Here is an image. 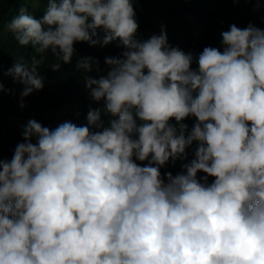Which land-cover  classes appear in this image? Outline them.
Here are the masks:
<instances>
[{"label": "clouds", "instance_id": "clouds-1", "mask_svg": "<svg viewBox=\"0 0 264 264\" xmlns=\"http://www.w3.org/2000/svg\"><path fill=\"white\" fill-rule=\"evenodd\" d=\"M8 29L51 51L55 72L75 42L119 40L124 51L106 58V76L85 77L117 117L108 126L100 109L84 126L30 119L12 159H0V264H264V30L231 25L223 51L205 47L193 69V53L170 47L163 29L137 38L133 0H47L42 19L22 7ZM42 62L9 70L22 98L44 87ZM76 67L92 71V58ZM194 142L184 171L162 176Z\"/></svg>", "mask_w": 264, "mask_h": 264}, {"label": "trees", "instance_id": "trees-1", "mask_svg": "<svg viewBox=\"0 0 264 264\" xmlns=\"http://www.w3.org/2000/svg\"><path fill=\"white\" fill-rule=\"evenodd\" d=\"M170 0H133L135 10V20L138 23L137 38L146 40L152 35H159L162 29L167 34L170 47L178 48L185 53L203 51L205 47H215L220 49L222 46L221 33L231 22H236L237 14L242 9L238 6V0H176L174 6L169 10L165 20L157 18L168 7ZM26 8L33 18L40 20L45 14L47 0H40L38 8H33L26 0H0V84L3 90L0 91V102L5 100L16 85V80L9 75V70L18 62L29 63L31 44L21 46L15 40L14 34L9 31V22L19 14L20 8ZM243 28L249 24L264 30V0H250L249 5L244 8ZM200 26L202 33L196 38V26ZM97 37L102 41L105 32L97 30ZM74 55L68 64L61 63V68L55 72L50 67L57 63V59L51 51L44 54H37L36 59L43 62L37 66V72L44 77V87L36 92L52 94L55 99L54 106H68L74 100L77 104L72 109L70 117L65 118L61 115H54L50 119L42 122L44 127L54 130L65 122H71L77 126L87 125V114L89 110L100 109L101 120L105 126L111 119H116L104 111V101H94L90 96V91L85 86V77L99 78L106 76L110 67L105 63L106 58L121 57L124 48L120 46L119 40H114L107 45L100 43L91 45L88 42H75ZM92 58V71L86 72L77 69L76 65L82 58ZM193 69L198 67L191 66ZM147 70L145 69V74ZM11 112L0 110V159L10 161L14 155L18 144L23 143L22 134L18 133L10 123ZM197 122L195 117L185 118L183 121L188 127L192 128ZM172 124L176 121L172 119ZM98 131L99 129H92ZM35 137L32 143H36ZM196 147V143L194 142ZM149 160L135 161L140 166L149 164ZM172 161L160 168L162 172L165 167H171ZM206 174L200 172L198 179ZM214 177H208L207 182L211 184Z\"/></svg>", "mask_w": 264, "mask_h": 264}, {"label": "rangeland", "instance_id": "rangeland-1", "mask_svg": "<svg viewBox=\"0 0 264 264\" xmlns=\"http://www.w3.org/2000/svg\"><path fill=\"white\" fill-rule=\"evenodd\" d=\"M176 0H170L167 9L157 16L160 20H165L168 16L169 10L174 6ZM250 0H238V6L242 9L237 14V21L231 22V24L228 25V27L224 28L223 31H228L230 26L235 24L239 28H243V10L249 5ZM26 3H28L33 8H38L40 5V0H26ZM30 12H28L29 14ZM43 17V16H42ZM42 19V18H41ZM202 33V29L200 26H196V38L198 39L200 34ZM221 52L223 51V45L219 49ZM201 53V51H194V62L192 66L198 67V64L195 62V59L198 58V55ZM38 53L35 52V50L31 49L30 52V61H32L33 58ZM29 66H31V62L28 63ZM23 90V85L16 82V85L14 86L11 94L3 101L0 102V110L6 109L11 112L10 117V123L14 126L16 131L20 134H22L23 126L26 125L27 121L30 119H35L37 122L41 123L45 120L50 119L54 115H61L65 118H68L72 114V109L77 104V101L74 100L70 105L68 106H61L56 107L54 106L55 99L52 96V94H44L41 92L33 91L32 94H30L27 97H21V92ZM21 103H23V107H21ZM188 130L190 131L191 128L188 127ZM194 143L193 145L187 149L188 155L186 159L182 160H176L175 162H172L171 167H165L163 171L161 172L162 176H164L166 173H172L173 176H175L178 173H181L184 171L182 168V165L185 163H189L192 159H194V150H195ZM166 179V177H165Z\"/></svg>", "mask_w": 264, "mask_h": 264}]
</instances>
